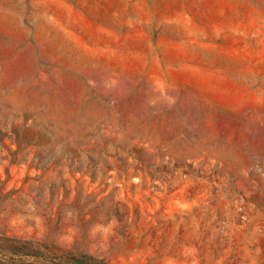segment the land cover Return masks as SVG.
Returning <instances> with one entry per match:
<instances>
[{"label": "rangeland", "instance_id": "374dc122", "mask_svg": "<svg viewBox=\"0 0 264 264\" xmlns=\"http://www.w3.org/2000/svg\"><path fill=\"white\" fill-rule=\"evenodd\" d=\"M264 264V0H0V264Z\"/></svg>", "mask_w": 264, "mask_h": 264}, {"label": "trees", "instance_id": "16d2710c", "mask_svg": "<svg viewBox=\"0 0 264 264\" xmlns=\"http://www.w3.org/2000/svg\"><path fill=\"white\" fill-rule=\"evenodd\" d=\"M53 264H109L104 258L88 252L68 253L47 257Z\"/></svg>", "mask_w": 264, "mask_h": 264}]
</instances>
